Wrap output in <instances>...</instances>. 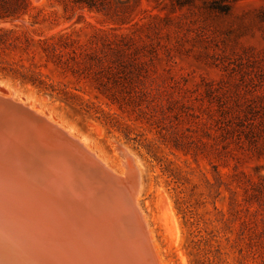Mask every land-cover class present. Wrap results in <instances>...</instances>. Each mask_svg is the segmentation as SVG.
I'll return each instance as SVG.
<instances>
[{
  "label": "rangeland",
  "instance_id": "rangeland-1",
  "mask_svg": "<svg viewBox=\"0 0 264 264\" xmlns=\"http://www.w3.org/2000/svg\"><path fill=\"white\" fill-rule=\"evenodd\" d=\"M0 95L84 140L136 188L165 264H264V0H0ZM5 121L14 165L0 169L27 179L16 190L54 197V217L25 209L26 220L68 230L34 242L62 264H117L109 231H92L95 218L57 184L32 182L15 154L34 143ZM0 240L45 256L21 237Z\"/></svg>",
  "mask_w": 264,
  "mask_h": 264
},
{
  "label": "water",
  "instance_id": "water-1",
  "mask_svg": "<svg viewBox=\"0 0 264 264\" xmlns=\"http://www.w3.org/2000/svg\"><path fill=\"white\" fill-rule=\"evenodd\" d=\"M3 121L36 145L34 151L19 154L32 182L37 186L57 184L59 194L83 219L88 215L95 218L92 231L95 227L109 231L111 237H104V244L112 248L117 264H159L134 201L136 188L123 182L78 140L25 104L0 95V123ZM101 199L106 204L99 205Z\"/></svg>",
  "mask_w": 264,
  "mask_h": 264
},
{
  "label": "bare ground",
  "instance_id": "bare-ground-1",
  "mask_svg": "<svg viewBox=\"0 0 264 264\" xmlns=\"http://www.w3.org/2000/svg\"><path fill=\"white\" fill-rule=\"evenodd\" d=\"M8 98H10V97H8ZM38 114H41V113H38ZM41 116H43V115H41ZM47 117H45V119H46ZM48 122H50L51 124H53V125H55L57 128H59L60 130H62V131H64L66 134H68L69 136H74L73 138L74 139H76V140H78L79 142H80V144L86 149V150H88L90 153H92V151H91V149L86 145V142L84 141V140H82V139H80V138H78V137H76L75 135H73V134H71L67 129H64L62 126H59V125H56V124H54L51 120H48V119H46ZM1 127V126H0ZM0 130H1V128H0ZM3 130V129H2ZM4 131V130H3ZM0 132H2V131H0ZM1 134V133H0ZM3 136V135H2ZM71 136V137H72ZM3 138H5V136H3L2 137V139ZM19 138V137H18ZM17 138V139H18ZM7 139V138H6ZM26 139V142H27V138H25ZM25 139H23L22 138V140L20 139V142H19V145L15 142V141H19V140H16L15 139V141H14V143L15 144H17L19 147L18 148H20V149H24L25 147L27 148L29 145H26V144H24L25 143ZM11 141V142H10ZM22 141H24L23 143H22V145L24 144V148H22L23 146L21 145V142ZM4 142H6V141H4ZM7 142H10L11 143V145H8L9 147H12V149H13V141L12 140H8ZM6 142V143H7ZM5 143V144H6ZM5 144H3V140L1 141V136H0V159H3V163H5V164H2V166L5 168V169H7V167H8V165L10 164L9 162V164L7 165L6 163H7V160H9V156L10 155H12L13 156V154L12 153H14L13 152V150H11V148H9V147H6V149L8 148L9 150H11L10 151V155L8 156V153H6L7 152V150L5 151V149H3L4 148V145ZM9 144V143H8ZM13 144V145H12ZM21 145V146H20ZM26 145V146H25ZM33 146V148H34V146L36 147V145H34V144H32ZM15 146V145H14ZM31 146H29L28 148H27V150L29 151L31 148H30ZM17 147H14V149H15V153H16V151L18 150L20 153L21 152H26L25 150H26V148L24 149V150H19L18 148L16 149ZM35 149V148H34ZM34 149H33V151H34ZM125 149V148H124ZM8 150V151H9ZM32 151V150H31ZM129 152V151H128ZM94 153V152H93ZM92 153V154H93ZM24 154V153H23ZM95 154V153H94ZM93 154V155H94ZM22 155V154H21ZM12 156H10V157H12ZM15 156H18V157H20L19 155H17V153L15 154ZM94 156H97V155H94ZM17 157V158H18ZM14 158L15 157H13L12 159H13V161H17L18 162V164H19V161L18 160H14ZM99 158V157H98ZM12 159L10 158V161H12ZM21 159V158H20ZM98 160H100L101 162H104L102 159H98ZM17 162L15 163V164H17ZM21 162V161H20ZM14 163V162H13ZM103 164H105L106 166H107V164L106 163H103ZM11 165H14V164H10V167L12 168V166ZM23 166V165H22ZM1 167V166H0ZM10 167L8 168V169H10ZM16 167V166H15ZM14 167V170L13 171H16L15 168ZM108 167V166H107ZM2 168V167H1ZM18 168V167H17ZM21 168H23V167H21ZM135 168H137V167H135ZM3 169V168H2ZM4 169V170H5ZM2 171L1 169H0V237H21L22 238V240H25L24 242L26 243H29V247H31L35 252H33V253H38V254H40L41 253V255L43 256V254H45V256L46 255H48L50 258V260H51V258H52V260L49 262V261H47L46 260V262L44 263V262H42L43 261V259L45 258V256H44V258H42V261L41 260H36V259H38V255L37 254H32V256H35V255H37L36 257L37 258H34V257H32L31 256V254L29 255V253H27V252H25V251H20V250H18V249H16L14 246H11L10 244H8V243H5L4 241H1L0 240V264H46V263H51V264H62V262H59V261H61V259H56L54 256H52V254H51V252H50V250H47V248H46V246L44 245V243H42V242H34V240H35V238L34 237H69V235H68V230H67V228H65V224L64 225H56L58 222L56 221V223H54V224H49V225H45L46 223H43L44 222V220H43V222H39L38 220L39 219H37V221H36V219L35 218H33L34 216H32V215H30V217H32L33 219H34V221H29L28 219L26 220V214H25V212H26V210H27V212H28V210L30 211V209L33 211V209L35 210V209H38L40 212H41V209H42V211H44L46 208L49 210V209H51L52 207H50V208H48L49 206H48V204H49V202L50 201H48V200H52L53 201V194L51 195L53 198L51 199V196L48 198H46V196L45 195H43V193H42V195H41V192H39V194H38V192L37 191H32V190H30V189H28V191L26 190V188H22V186H21V190L22 191H19L18 189V191L16 190V188H14V186H18V185H22V183L24 182V180H27V179H25L24 177V179L21 177V174H19L18 172L20 171H16L19 175H20V177L21 178H14V177H12L11 175H14V174H7V172H5V171ZM10 170H12V169H10ZM22 170H24V168L22 169ZM22 170H21V172H22ZM110 170H112L111 168H110ZM134 170V166H133V164H132V160H131V158H130V156H129V154H128V160L126 161V163H125V168H124V172H126V175L127 174H131L132 173V171ZM25 171V170H24ZM20 172V173H21ZM26 172V171H25ZM24 172V173H25ZM114 172V171H113ZM27 173V172H26ZM138 173V172H137ZM140 173V172H139ZM133 174V173H132ZM23 175V174H22ZM27 175H28V173H27ZM27 175H26V177H27ZM119 175V174H118ZM133 175H135V174H133ZM24 176V175H23ZM123 176V175H122ZM121 176V177H122ZM16 177V176H15ZM18 179V180H17ZM130 180V179H129ZM135 180V179H134ZM138 180V179H137ZM28 182V184L26 185L27 187H28V185H29V181H27ZM139 182V181H138ZM141 182V181H140ZM46 184H49V186L48 187H50V182L49 183H46ZM45 184V185H46ZM53 184V183H52ZM51 184V185H52ZM36 185V184H35ZM55 185V184H54ZM24 186H25V184H24ZM23 186V187H24ZM37 186V185H36ZM140 186H141V184H140ZM53 187V186H52ZM52 187H50V188H52ZM50 188H47L48 190L50 189ZM37 189H39V188H37ZM44 189V188H43ZM43 189H41V191L43 190ZM53 189V188H52ZM54 189H56V186L54 187ZM54 189H53V191H54ZM34 190H36V189H34ZM40 190V189H39ZM44 190H46V188L44 189ZM57 190V189H56ZM55 190V191H56ZM54 191V192H55ZM58 192V191H57ZM140 193V192H139ZM139 193H138V195H137V201H138V197H139ZM49 195H50V193H49ZM54 195H55V193H54ZM62 195V194H61ZM58 199V198H57ZM60 199V198H59ZM62 199H64V198H62ZM65 201H66V199H64ZM55 203H57V201L55 202ZM60 203V202H59ZM58 203V204H59ZM62 203V202H61ZM67 203H69V202H67ZM50 204H51V202H50ZM53 205H55V204H53ZM62 205V204H61ZM51 206V205H50ZM56 206H57V204H56ZM59 206H60V204H59ZM67 206H69V205H67ZM38 207V208H37ZM27 208H29V209H27ZM57 208H58V206H57ZM26 209V210H25ZM52 209H54V208H52ZM55 209H56V207H55ZM63 209V208H62ZM67 209V208H66ZM25 210V211H24ZM48 210H46V211H48ZM69 210V209H68ZM68 210H66L67 212H68ZM37 211V210H36ZM58 211V210H57ZM65 211V210H64ZM63 211V212H64ZM69 211H71V210H69ZM21 212H23L22 213V215L24 214V216H22V215H20V213ZM49 212H50V210H49ZM52 212V211H51ZM51 212L49 213V214H51ZM55 212H56V210H55ZM72 212V211H71ZM143 212V211H142ZM34 213V212H33ZM42 213V212H41ZM41 213H40V215H41ZM52 213H54V212H52ZM57 213H59V212H57ZM29 214V213H28ZM30 214H32V212L30 213ZM35 214V213H34ZM37 214H39L38 212H37ZM49 214L47 213L46 215H48L49 216ZM56 214V213H55ZM63 214H65V212L63 213ZM68 214V213H67ZM74 214H75V212H74ZM26 215V216H25ZM40 215H36L35 214V216H39L40 217ZM43 215H44V212H43ZM43 215H41L42 217H43ZM52 215V214H51ZM50 215V216H51ZM54 215V214H53ZM52 215V216H53ZM59 215V214H58ZM57 215V216H58ZM61 215V216H60ZM60 215H59V217H64V218H67V217H65L64 215H62V213H60ZM66 215V214H65ZM69 215H71V214H69ZM79 215V214H78ZM47 216V217H48ZM57 216H55L56 218H57ZM68 216V215H67ZM143 216H145L144 215V212H143ZM28 217V216H27ZM45 217V216H44ZM47 217H45L44 219H46ZM54 217V216H53ZM53 217H51V218H53ZM63 217H62V222L64 221L63 220ZM81 218V217H80ZM91 218V217H90ZM145 218V222L147 223V226L149 225L148 224V222H147V219H146V217H144ZM43 219V218H42ZM68 219H69V217H68ZM88 219V218H87ZM56 220H58V218L56 219ZM91 220V219H90ZM93 220V219H92ZM48 221H49V219H48ZM52 221V220H51ZM58 221H60V220H58ZM67 221H69V220H67ZM87 221V220H86ZM89 221V220H88ZM144 221V220H143ZM66 222V221H65ZM65 222H63V223H65ZM51 223V222H50ZM81 223H83V222H81ZM87 223V222H86ZM48 224V223H47ZM84 224H85V222H84ZM94 224V223H93ZM66 225H67V222H66ZM82 225V224H81ZM90 225V224H89ZM89 225H88V227H89ZM49 226V227H48ZM85 226H87V225H85ZM55 227V228H54ZM87 228V227H86ZM149 228V227H148ZM147 230V229H146ZM149 233H150V236H151V239L153 240V246H155L154 248L156 249L155 251L157 252L156 254H158V244L156 243V241L154 240V236H153V233H152V230L149 228ZM30 237V238H29ZM38 239V238H37ZM150 239V240H151ZM39 240V239H38ZM152 240L150 241L151 243H152ZM15 241V240H14ZM18 242V241H17ZM16 242V243H17ZM23 242V241H22ZM49 249V248H48ZM38 250H40L41 252L39 253V251ZM32 253V252H31ZM159 256V259H160V263L161 264H165V262L163 261V259H162V257L160 256V254H158ZM157 256V255H156ZM40 257V256H39ZM47 257V256H46Z\"/></svg>",
  "mask_w": 264,
  "mask_h": 264
}]
</instances>
